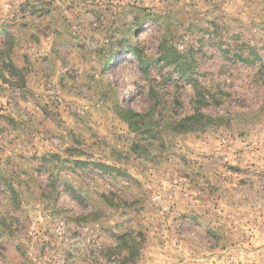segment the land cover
<instances>
[{"label":"rangeland","instance_id":"rangeland-1","mask_svg":"<svg viewBox=\"0 0 264 264\" xmlns=\"http://www.w3.org/2000/svg\"><path fill=\"white\" fill-rule=\"evenodd\" d=\"M0 264H264V0H0Z\"/></svg>","mask_w":264,"mask_h":264},{"label":"trees","instance_id":"trees-1","mask_svg":"<svg viewBox=\"0 0 264 264\" xmlns=\"http://www.w3.org/2000/svg\"><path fill=\"white\" fill-rule=\"evenodd\" d=\"M131 111H132V110H131ZM132 113H133L134 115H140V113H139V112H136L135 110H133Z\"/></svg>","mask_w":264,"mask_h":264}]
</instances>
